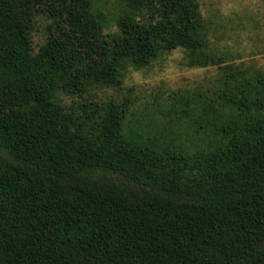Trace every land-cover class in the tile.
Returning <instances> with one entry per match:
<instances>
[{
	"label": "trees",
	"instance_id": "16d2710c",
	"mask_svg": "<svg viewBox=\"0 0 264 264\" xmlns=\"http://www.w3.org/2000/svg\"><path fill=\"white\" fill-rule=\"evenodd\" d=\"M95 4L0 0V264H264V71L207 49L197 0H120L115 31ZM177 47L222 70L194 151L127 130V99L62 102Z\"/></svg>",
	"mask_w": 264,
	"mask_h": 264
},
{
	"label": "rangeland",
	"instance_id": "374dc122",
	"mask_svg": "<svg viewBox=\"0 0 264 264\" xmlns=\"http://www.w3.org/2000/svg\"><path fill=\"white\" fill-rule=\"evenodd\" d=\"M207 36V49L223 55L227 62L253 66L264 71V0H197ZM120 0H96V8L109 17L105 31L117 30ZM54 30L49 15L36 16L31 47L37 52ZM222 70L217 65L189 64L187 49L163 51L142 67L128 65L122 83L82 94L64 96L62 102L73 105L129 100L125 128L144 135L162 137L166 142L182 144L194 151L205 145L207 137L204 102L215 100L222 86ZM187 111L190 115L187 116ZM206 118V119H201ZM203 124L205 127L201 128ZM162 139V140H163ZM0 156H8L2 148Z\"/></svg>",
	"mask_w": 264,
	"mask_h": 264
},
{
	"label": "flooded vegetation",
	"instance_id": "af4514ba",
	"mask_svg": "<svg viewBox=\"0 0 264 264\" xmlns=\"http://www.w3.org/2000/svg\"><path fill=\"white\" fill-rule=\"evenodd\" d=\"M2 151V149H1V146H0V152Z\"/></svg>",
	"mask_w": 264,
	"mask_h": 264
}]
</instances>
